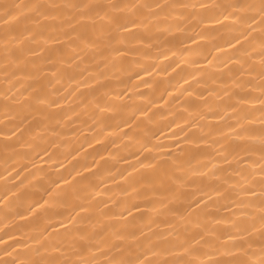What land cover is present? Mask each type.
<instances>
[{
	"label": "snow or ice",
	"instance_id": "obj_1",
	"mask_svg": "<svg viewBox=\"0 0 264 264\" xmlns=\"http://www.w3.org/2000/svg\"><path fill=\"white\" fill-rule=\"evenodd\" d=\"M197 8L204 13L178 11ZM220 8L225 19L233 16L247 24L248 31L224 41L234 50L226 59L212 52L204 57L213 67L233 64L225 84L230 82L234 87L200 92L178 89V101L186 93L196 98L183 103L191 107L185 123L199 134L189 136L180 129L182 142L195 147L180 148L179 154L170 152L166 158L148 155L141 159L133 154L137 163L119 176L128 184L125 195L129 198L111 202L117 211L108 207L109 201H97L96 196L102 193L85 184L89 177L82 173L96 176L93 169L99 165L94 161L82 170L73 167L67 176L53 181L55 187L48 193L55 194L54 203L66 209L60 214L63 219L32 229L35 235L29 239L37 246L29 248L25 259H20L19 253L11 258L22 245L11 231L5 232L14 242L0 238V245H4L0 248V264H264V0H238L228 5L183 0L0 3V75L6 85L0 90V153L10 158L7 154L15 152L25 137L29 146L36 140H46L47 133L61 137V129L52 123L60 124L57 117L61 114L65 125L84 124L93 133L89 147L92 141L101 144L109 136L130 139L124 129L139 127L136 112L148 117L156 104L149 101L150 106L126 116L128 105L120 101L127 93H115L104 81L114 70L130 71L132 64H141L140 60H131L125 69L128 58L147 57V49L154 44L170 45L165 34L180 31L189 18L199 15L201 24L220 23L219 16L212 15ZM257 23L260 35L248 40L255 31L252 25ZM242 39L248 40L247 46ZM254 41L259 42V51H255ZM214 51L223 52L224 48L216 44ZM169 54H176L171 47L160 52L164 60ZM170 67L160 71L166 74ZM158 68L151 65L141 71L151 75ZM244 76H255L259 83ZM135 77L141 79V72L137 71ZM182 79L185 84L189 82ZM66 81L76 87L68 90ZM195 82L206 83L200 79ZM255 90L259 96L252 95ZM160 102L168 103L163 97ZM254 104L259 107H246ZM255 112L260 113L259 128L252 126L257 122ZM36 116L41 119L36 120ZM210 120L217 123H200ZM60 146L59 139L52 140L42 151L52 159L50 149ZM143 151L151 150L145 145ZM257 154L259 160H253ZM68 155L75 159L79 150ZM107 155L115 158L111 152ZM9 192L11 189L6 190L3 200L8 199ZM47 203L35 202L27 208V215L42 216L37 210ZM10 208L11 204H5L6 217L12 215ZM221 211H229L231 216L219 215ZM16 215L25 219L22 213ZM161 225L167 231H157ZM202 256L208 259L202 260Z\"/></svg>",
	"mask_w": 264,
	"mask_h": 264
},
{
	"label": "bare ground",
	"instance_id": "obj_2",
	"mask_svg": "<svg viewBox=\"0 0 264 264\" xmlns=\"http://www.w3.org/2000/svg\"><path fill=\"white\" fill-rule=\"evenodd\" d=\"M11 2L13 0H0V3ZM19 2L24 3L27 0H19ZM60 2H66V0H60ZM164 2H174V0H164ZM183 2L228 5L237 3L238 0H183ZM178 11L204 13L205 10L197 8L195 10L179 9ZM212 15L219 16L220 23L205 21L201 24L199 15L191 17L182 23L180 31L165 34V38L170 42V45L154 44L151 49H147V57L128 58L123 65L125 69L129 67L131 60H140L141 64H132L130 71L114 70V74H110V78L104 81L115 93H127L125 99L120 101V103L128 105L126 116H130L138 108L150 106L149 101H154L156 104L155 107H152L148 117L140 116L139 112H136L139 117L137 121L139 127L133 125L131 129H124V131L130 133V139H122L121 135L109 136L101 144L92 141V147H89L88 142L91 141L93 133L84 124H71L69 122L65 125L63 123L64 117L61 114L57 117L61 121L60 124H57L56 121L52 122L55 127L61 129L63 133L61 137L57 138L52 136L51 133H47L46 140H36L30 146L25 144V140H27V137H25L20 140L15 152L7 154L10 158L5 159V154L0 153V200H3L6 190L11 189V192L8 193V199L0 203V238L5 239L8 243H13L14 241L8 240L5 236V232L11 231L15 239L19 240L22 245L16 249L11 258H15L16 254L19 253L20 259H25V253L28 252L29 248L37 246L29 239L30 236L35 235L32 229L36 227L43 228L48 223L58 224V221L63 219V215L60 214L65 213L66 209L61 204L54 203L57 199L55 194L50 196L48 193L55 187L53 181L58 180L61 175L67 176L73 167L82 170L85 165H91L95 161L99 168L93 169V171L98 174L91 176L89 173H82L89 177L85 184L93 185L98 192L102 193L96 196L97 201H109L108 207L112 208L113 211H117L116 205L111 202H121L129 198L125 195L128 184L120 180L119 176L125 169L131 171V166L137 163L133 154L140 156L141 159L148 155L164 156L166 158L170 152L173 156L179 154L180 148L191 149L195 147L182 142L184 134L181 133L180 129L184 128L189 136L199 134L196 128H189L188 124L185 123V120L190 119L191 107L187 103H183L196 98L186 93L178 101L176 99L180 96L178 89L187 88L190 92L195 89L200 92L204 91L205 88L234 87L230 82L225 84L230 79L229 68L233 67V64H229L227 67L216 64L213 67L205 62L204 57L208 52H212V55L226 59L234 50L228 49L224 41L232 36L240 35L241 32L247 33L248 31V25L239 23L233 16L225 19L223 8L216 9ZM252 27L255 31L251 33L248 40L260 35L259 24H253ZM248 40L242 39V43L247 46ZM216 44L221 45L224 51L215 52L214 46ZM254 44L255 51H259V42L254 41ZM157 47H159V51H157ZM169 47L176 54H169V58L164 60L160 56V52L168 51ZM177 62L179 67H176ZM255 62L259 63L258 57ZM169 64L172 67L167 68L166 74L162 73L160 69ZM151 65H159V68L153 71L151 75H144L141 68ZM172 68H175V71ZM104 71L108 72L107 69H104ZM137 71L141 72V79H136L135 73ZM193 76H195V79L206 81V83L197 85L195 79L192 78ZM182 78H187L189 82L185 84ZM242 78L245 80L252 79L256 84L259 83L255 76H244ZM3 80L4 77L0 75V90L6 87ZM24 83L28 82L25 81ZM58 87L60 86L58 85ZM64 87L71 90L76 85L75 83L68 84L66 81ZM20 91H23V87L20 88ZM167 93H171V96ZM252 95L254 97L259 96L260 92L255 90ZM162 97L168 101L167 104L160 102ZM0 100H2V97H0ZM224 101L227 102V97L224 98ZM185 107H189V112H185ZM246 107L258 108L259 104ZM254 116L257 122L252 126L259 128L260 113L255 112ZM39 119L41 118L36 116V120ZM200 123H217V121H200ZM176 124H179L180 127L177 128ZM0 127H3V125H0ZM73 132H75V135H73ZM41 135L45 134L41 133ZM56 139L61 141V146L50 149L52 159H49V156L45 155L42 149L48 147L50 142ZM37 144L39 147L36 146ZM145 145L151 151H143ZM201 147L206 148L207 146L201 145ZM77 150H79V155L72 159V156L68 153L75 154ZM142 151L143 155H141ZM109 152L113 153L115 158L108 156L107 153ZM101 155H104L103 160L100 159ZM252 159L259 160V155H254ZM203 162L206 163L207 161ZM61 163L63 164L62 167L60 166ZM193 163L195 164V161ZM222 166L226 167V165ZM73 175H75V172H73ZM133 175L136 174L133 173ZM79 179L80 177H76V180ZM112 180H115L116 183H112ZM61 187L67 188V185H61ZM214 199L219 198L214 197ZM45 200L48 203L37 210L38 213H43L42 216L37 215L34 218L27 215L29 206L37 201L43 203ZM5 204H11L9 211L12 215L8 217L3 211ZM252 211L256 210L253 209ZM16 213L24 214L25 219H20ZM219 215L231 216V212L221 211ZM9 221L11 222L9 223ZM157 231H167V229L161 225ZM23 245H27V247ZM3 246L0 245V248H3ZM4 258L8 259L9 257ZM201 259L207 260L208 257L202 256Z\"/></svg>",
	"mask_w": 264,
	"mask_h": 264
}]
</instances>
